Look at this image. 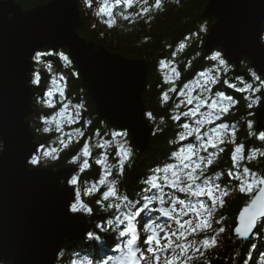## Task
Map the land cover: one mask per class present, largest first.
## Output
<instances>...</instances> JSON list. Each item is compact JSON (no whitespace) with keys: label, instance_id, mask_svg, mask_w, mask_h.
<instances>
[{"label":"trees","instance_id":"16d2710c","mask_svg":"<svg viewBox=\"0 0 264 264\" xmlns=\"http://www.w3.org/2000/svg\"><path fill=\"white\" fill-rule=\"evenodd\" d=\"M13 1L18 3L22 9L31 10L47 4L50 0ZM77 2L80 18L77 33L81 37L101 44L110 52L129 59H143L147 63V82L142 99L145 107L144 117L151 126L148 143L142 150H137L131 143L128 133L127 136H116L117 141H120L121 138L128 141V146L132 148L133 154L126 161L122 173L113 169L108 176V180H118L117 192L119 195H127L133 202L139 201L135 211L143 210L135 220L139 235V248L145 256H150L151 253L147 252V248L151 245L144 242L147 238L148 228H145L144 225H164L163 227L168 228L173 226L176 223L175 219L164 218L160 215L159 210H168L172 206L178 205L174 204L173 197L188 200L185 193L165 185L163 199L149 202L144 199V196H152L156 193V189L144 192L148 185L142 184L140 181L154 174L153 170L163 166L164 162H175L171 158V152L178 150L183 145L195 142V137L192 136L178 144H168L170 139H176L177 134L182 131L180 126L190 122L188 117L182 115L179 120L173 119L174 116L194 106L189 104L185 108L182 103L184 93L187 91L184 85L196 81L192 94L197 95L201 83L197 78L201 73H210L213 77L218 75L219 79L210 88L209 99L202 111L207 110L208 104L216 99V92L231 96L235 104L224 105L227 110L219 119H215L210 124V127H215L220 123L229 125L228 135L231 139L209 145L208 152H202L201 155L206 156L210 152L218 153L216 161L208 165L205 177H213L215 180V174L220 172V179L215 183H219L222 189H226V193H231L228 197L225 196L221 199L222 206L217 202L213 216L216 218L215 221H220V223H216L212 229L201 234L185 237L188 241L201 240L205 236L216 237V229L224 228V231L219 233V245H209L204 248L203 256H197L198 258L193 259L191 264H204L205 261L207 264H244L245 260H248V264H257L260 257L264 255V218L261 219V223L257 224L255 231L248 239L239 240L232 235L239 209L250 199V195L254 194V192L250 194L248 192H232L233 186L238 188L239 185V181L235 177L240 175L245 167L258 176L261 173L264 175V156L250 158V154L257 149L264 150V141L258 139L259 134L263 131H256L254 122V110L264 99V87H261L260 81L253 79L250 71L251 62L246 57L241 59L240 70L245 72L246 77L235 76L234 66L223 56L222 58L227 61L228 71L216 70L218 61L210 60V57L213 52H221V50L215 48L209 53H205L203 50L205 35L214 21L213 18L203 16L207 0H179L178 3L172 2V0H162V9H153L148 14L140 16L133 15L141 12V4L136 0H133L132 7H127L124 3L116 4L115 0H108V5L111 8L110 15H98L102 0H91V6L85 4L83 0H77ZM154 2L155 0H149V5ZM120 13L127 15L129 19H123ZM113 20L115 22L110 27L109 23ZM201 25L206 26V32L201 31ZM181 43L185 44L183 49L179 47ZM39 52L51 54L42 56L39 62L32 58L33 73L30 85L34 90L33 112L27 120L39 148L33 155L38 157L37 163L35 165L28 164L31 168L53 169L74 166L73 175L78 178L77 184L72 185L75 197L79 191L80 202L91 209V212H86L83 209L77 212L87 219V234L80 239L65 240L54 264H71L72 261H76L77 264H85L86 259L91 261V264H97L98 261L100 264H104L105 261L107 264H117L123 254L120 251L122 242L130 238V234L120 237L118 231L108 225V221L119 216L121 210L128 211V209L126 207H122L121 210L107 209L110 202L115 204L116 201L112 198L103 199V193L108 189L106 185H100L99 180L104 176L105 168L101 164H97L96 160L107 156V163L117 164L121 157L117 155L119 149L114 145L107 148L103 146L98 148L96 145L103 144L104 141H112L113 133L122 134L127 131L118 130L106 121L98 119L94 104L81 86L76 66L72 62L70 66H66L59 55L62 52L67 56L65 48L56 51L43 49ZM160 61L167 62L168 66L163 67ZM49 65L51 67H48ZM33 74L40 76L39 83H32ZM166 75L171 77L169 82L165 81ZM260 78L264 80V73ZM53 80L56 81L55 85ZM203 81L206 85L207 77H204ZM245 83L253 85V90L239 91L238 89L242 88ZM231 85H236V87L233 88ZM53 88H62L64 96H61L59 92H54L49 99L48 93ZM170 88H175L176 91H170ZM256 88H259L260 91H255ZM165 93L169 96L167 101L163 100ZM257 96L260 97V103L249 108L250 100L248 98L255 99ZM64 103H68L69 107L63 115L58 116L57 114ZM50 104L51 106H49ZM73 105L76 106L75 109ZM177 105H180L179 109L176 108ZM77 108L79 115H77ZM148 113H151L155 119H149ZM53 117L57 119L54 121ZM161 117L164 119V124L159 123ZM242 117L246 119H241ZM57 121L60 125L59 128L56 127ZM248 121L253 122L252 131L256 133L254 136L248 134ZM45 128H48L49 131H43ZM233 129L234 136L232 135ZM85 143L89 145L87 157L81 154ZM236 145H243L242 155L244 158L239 160V168L235 167L236 162L232 160ZM219 149H223V151L220 152ZM41 151L47 154L43 160L39 159ZM53 155L55 159H53ZM77 155L80 156V159L76 164L67 163ZM85 158L88 160L89 166L81 171L79 164ZM229 170L232 171V175H228ZM248 179L251 181V176ZM93 185H96L94 190ZM141 193L143 196L140 195ZM75 197L71 205L77 202ZM198 199L208 204L206 196ZM145 203L148 204L147 209H144ZM174 214L178 217L181 216L179 213ZM192 214L189 212L186 216ZM123 227L121 225V229ZM89 233L93 234L91 238L88 236ZM96 237H99V240ZM210 243H212L211 240ZM253 244L256 245L255 248L252 247ZM154 264H162V261H154Z\"/></svg>","mask_w":264,"mask_h":264},{"label":"water","instance_id":"95a60500","mask_svg":"<svg viewBox=\"0 0 264 264\" xmlns=\"http://www.w3.org/2000/svg\"><path fill=\"white\" fill-rule=\"evenodd\" d=\"M203 16L214 19L205 35V53L220 49L234 66L235 76L246 77L240 70L242 57L263 75L264 0H207ZM79 24L77 0H50L31 10L13 0H0L1 264H54L65 240L80 239L88 232L86 217L70 210L75 190L68 181L75 167L31 168L28 164L39 148L27 120L33 112L30 82L35 52L65 48L98 119L127 131L137 150L146 146L151 134L142 99L146 61L126 58L86 40L77 33ZM262 105L264 99L254 110V122L255 130L264 132ZM259 176L264 178L262 173ZM245 206L239 209L232 229L239 240H246L235 233Z\"/></svg>","mask_w":264,"mask_h":264},{"label":"snow or ice","instance_id":"6c2138e0","mask_svg":"<svg viewBox=\"0 0 264 264\" xmlns=\"http://www.w3.org/2000/svg\"><path fill=\"white\" fill-rule=\"evenodd\" d=\"M136 2L141 4V12L134 13L133 14L134 16H140L141 14L146 15L149 12H151L153 9H162V0H155V2L151 5H149V0H136ZM115 3L116 4L124 3L127 7L133 6V0H115ZM89 6H91V3L89 4ZM99 14H107V15L111 14V8L108 5V0H102V6L99 8V11H98V15ZM120 15L122 16L123 19H126V20L129 19V17L127 15H124L123 13H120ZM114 22L115 21L113 20L111 23H109V26L111 27L112 23H114ZM179 47L181 49H183L185 47V44L181 43ZM45 55H49V54L37 52L36 56L33 57V59L39 62L41 60V57L45 56ZM59 55L62 59H65V60L69 59L67 56H64L63 53H59ZM210 60L218 61L221 65L224 64V59L221 57L220 52L214 53L210 57ZM160 64L163 67L168 66L167 62H165V61H160ZM177 75H178V73H177ZM208 75H209L208 73H201L200 74L201 78L207 77ZM251 75H252L254 80L260 81L261 87H264V80H261L260 76H258L256 72H252ZM170 80H171V77L166 75L165 81L169 82ZM39 82H40V76L38 74H33L32 83L37 84ZM212 82L215 83V80H213ZM207 83H208V80H207ZM53 84L54 85L56 84L55 80H53ZM186 86H187V84L184 85L185 88H186ZM231 87L235 88L236 85H231ZM238 90L239 91L253 90V85L245 83L244 86ZM54 91H58L61 96H64V91L62 88H54L53 91H50L48 93V96L51 97L53 95ZM170 91H176V89L170 88ZM255 91H260V89L256 88ZM215 97H216V99L212 100V102L210 104L213 106L214 111L217 113V119H219V117L221 115H223L224 112L227 110L224 107V105H233V104H235V101L232 99L231 96H225L221 92H216ZM257 97H259V96H257ZM257 97L255 99H253L252 97L248 98L250 100V103L248 104L249 108H251L253 105H255L257 103H260V99H257ZM168 99H169V96L167 93H165L163 96V100L167 101ZM49 106H51V104ZM68 107H69L68 103H64L63 107L60 109V112L57 115L58 116L63 115L66 112V110L68 109ZM79 107H82V106H79ZM261 108H264V105H262ZM77 115H79L78 108H77ZM147 115H148L149 119L153 118L151 113H148ZM176 118L178 120L180 119L179 117H176ZM52 119L56 120L57 118L53 117ZM218 126H220V128H223V129H230V126L227 124H224V123H220ZM262 126H264V125H262ZM77 131H79V130H77ZM120 135L125 136L126 134L125 133H122V134L121 133H113V137L120 136ZM232 135L233 136L235 135L234 129L232 130ZM259 139L261 141H264V132H261L259 134ZM105 142H107V141H104L103 144L98 143L96 145V147H98V148L102 147V146L105 147ZM116 147L119 149L118 152L120 153V155H118V156L121 157L117 164L119 166L120 172L122 173L126 161L132 155L128 152L127 148L124 145L118 144ZM237 150L240 151V157H241L240 159H237V155H236ZM242 151H243V145H236L235 146V152L232 155V160L234 162H236L235 163L236 168L240 167L239 160L244 158L242 155ZM81 154L85 157H87L89 155V145L87 143L84 144L83 149L81 150ZM73 157H74L73 164H76L77 161L80 159V156L77 155V156H73ZM250 158H253V153L250 154ZM36 163H37V159L34 158L32 160V164L35 165ZM96 163L101 164V166L105 168V174H106L107 180H108V176L111 174V172H109L108 167H107V165H108L107 159L104 160V159L98 158L96 160ZM211 163H212V161L209 160L208 164H211ZM88 166H89V164H88V160L86 158L82 161V163L79 164L81 171H83ZM232 174H233L232 171L229 170L228 175H232ZM241 174H244L247 177L251 176V181H249V179H247V181L240 179ZM241 174L237 175L235 177V179L239 181L238 187H239L240 191L242 193H244V192L251 193L252 187L255 186L253 184V180L255 179L257 174L254 172H251V170L247 167L242 169ZM220 176L221 175H215V180L213 179V177H205L207 184L211 185L215 189V191H210L208 193V197H209V200L211 201V204L210 205L207 204L206 208L199 209L198 211H192V213L195 214L193 220H185L183 222H181L180 220L175 221L177 224H179V229L183 230V234H182V231H180V230H178L175 233L170 232L165 237V242L161 243L158 232L155 229H153L150 237H147L144 241L145 244H147V245L158 246V247H148L147 248V252L151 253L150 256H145L143 251L138 246L139 235H138L137 230H136L137 225L135 224V220L137 219V217L139 215L142 214V211H143V210H141V212L135 211L137 204L139 202L137 203V202H133V201L129 200L128 196L121 197L117 191H113L112 195L109 196L108 192H109L111 186L109 184L105 183V181L102 180V178H100L99 184L100 185H106L107 189H108L107 191H104L103 199L109 200V198H112L116 201L115 204L111 205V208L121 210L122 207H126L128 209V211H122L121 210L119 216H117L114 220L108 221V225L110 227H113L115 230H117L120 237H125V236L130 234V238H128L122 242V246L120 247V251L125 252V255L122 259L119 260L118 264H145V262L149 259L152 260L153 262L154 261L158 262L159 257L156 255V253L159 252V251H157L158 249L163 251V252L171 251L173 253V255L170 258H165L164 264H176V262L178 260H180L182 262H187V264H191V261L193 259H197L198 257H196L195 255H189L188 253L189 252H192V253L193 252H195V253L200 252V249L202 247H204L205 245H208L210 240L213 243H215V236H212V237L205 236L201 240H195L196 246H193L190 243L192 240L188 241L185 239V236H186L185 229L186 228L189 229V231L187 232V235H193V234H198L201 231H204L205 227L211 228L210 220L207 223V225L205 226L203 224L202 218L205 216L211 217V215L214 213V211L217 207L218 197L214 196L213 194L215 192H220V194H221V191L226 193V189H222L221 185L219 183H215V181H218L220 179ZM259 177H260V183H264V178H262L261 176H259ZM77 181H78L77 176L72 175L71 179L68 181V183H70L71 185H76ZM156 187H158V185L153 184V189H155ZM95 188H96V185H93V190ZM68 191H69V193L71 192L70 189ZM75 199L77 202L73 203L71 205V210L73 213H76L81 209H83L86 212H91V209H89L87 207V205H84L80 202L79 191H77ZM121 200H123V203H121ZM219 204H220V206H222L223 201L219 200ZM108 205H107V207H108ZM147 208H148V204L145 203L144 209H147ZM162 211L164 212V210H162ZM164 215L169 216L168 213H166V212H164ZM261 218H264V215H261L260 217L251 220L247 225V232L242 233L240 231V229L238 227H236L235 233L238 234L239 237L245 239L257 227V224L262 222ZM216 223H220V221H216ZM121 225L124 226L122 229H121ZM144 227L148 228L149 226L147 224H145ZM223 231H224V228H222V227L216 229V235H219V233H222ZM177 237H179L180 239L178 240ZM176 241H180V242L177 243ZM198 245H199V247H198ZM185 246H187V247H185ZM177 249L179 251H177ZM174 250H175V252H174ZM200 255L203 256V253L200 252ZM204 264H207V261H205ZM261 264H264V259H262Z\"/></svg>","mask_w":264,"mask_h":264},{"label":"clouds","instance_id":"9594fccd","mask_svg":"<svg viewBox=\"0 0 264 264\" xmlns=\"http://www.w3.org/2000/svg\"><path fill=\"white\" fill-rule=\"evenodd\" d=\"M85 4H90L91 0H83ZM172 2L178 3L179 0H172ZM201 31H207V28L205 25H201ZM260 41L264 43V20L261 21V33H260ZM39 52V51H37ZM33 57L36 56V53ZM219 51L213 52L216 53ZM62 53V52H61ZM221 53V52H220ZM49 55L51 53H48ZM212 54V55H213ZM64 56H66L63 53ZM199 55V54H197ZM32 57V58H33ZM68 57V56H67ZM222 57V53H221ZM62 59V58H61ZM65 62L66 66L71 65V61L62 59ZM220 66H223L222 68ZM48 67H51L50 65ZM217 71H228V64L227 61L224 59V64L221 65L219 62L217 64ZM251 72H255L254 70H251ZM207 76L208 83L205 85L203 78L198 77L201 81L200 83V91L197 95L192 94L193 86L196 84V81H192L190 84H187L186 88L187 91L184 93V103L185 108L189 104L194 105L187 111H184L183 113H180L173 117L174 120H178L176 117L185 116L188 117L189 123H184L180 127L182 128V131H180L177 134L176 139H170L168 141L169 145H175L178 144L180 141L187 139L188 137H195L194 143H189L186 145L181 146L178 150L171 152V158L174 159L175 162L168 163L164 162L163 166L157 167L153 170L154 174L149 175L146 179H142L140 183L147 184L148 187L144 189V192H151L153 190V184L158 185L156 187V193H154L152 196H144V199H146L149 202L152 201H160L163 199L162 194L164 193V187L167 185L170 188H174L176 191L185 193L188 197V200L185 199H176L173 197L174 204L179 205V209L173 207L172 212H169L167 209H164V212L168 213L169 216L172 215L173 212L179 211V214L186 215L189 212L192 211H198L199 209L206 208L207 203L205 201L199 200V197L206 196L210 191H215V189L208 185L205 178V172L208 171V161L211 160L212 163L216 161L218 153L217 152H210L206 156L201 155L202 152H208V146L212 145L214 143L218 144L221 142V140H228L231 139L228 135L230 129H223L220 128V126L216 127H210V124L217 119V113L214 111L213 106L211 104H208L207 110L202 111V109L205 106L206 101L209 99V90L214 84L212 81L218 80L219 76L213 77L210 73ZM227 83V81H225ZM257 99H260V97H257ZM258 104V103H257ZM256 105V104H255ZM180 105H177L176 108L179 109ZM73 108L75 109L76 106L73 105ZM251 115V114H250ZM152 119H155L154 117ZM241 119H246L245 117H242ZM55 121V120H54ZM160 124H164V119L161 117ZM248 129H249V136H254L256 133L252 131L253 122L248 121ZM56 127H59V122H56ZM203 129V131H201ZM43 131L47 132L49 131L48 128L43 129ZM78 134V133H77ZM125 136H127V132H125ZM259 139V137H258ZM118 144L124 145L128 152L132 155L133 150L130 146H128V141L124 140L123 138L120 139V141H117L115 137L112 141L105 142V147H109L110 145L117 146ZM220 152L223 151V149H219ZM46 153H41L39 156V159H45ZM117 155H120L119 152H117ZM237 159H240V151L237 150ZM256 156H264V150L257 149L253 152V158ZM34 158H38L36 156H33L28 163L32 164V160ZM53 159H55V156L53 155ZM102 159L106 160L107 157L104 156ZM74 157H72L70 160L67 161L68 164H73ZM109 172H112L113 169H116L118 172H120L118 164H111L108 163L107 165ZM215 175H221L220 172H217ZM102 180L105 181V183L109 184L110 190L108 192V195L111 196L113 191H118L117 185L118 180H107L106 174L101 177ZM203 178V179H202ZM240 179L247 181L248 177L244 174L240 175ZM159 181V183H158ZM199 181V182H198ZM253 184L255 185L252 187V192H255L256 195L252 196L250 195V199L246 202V206L243 208V211L239 213V226L238 228L242 233L247 232V225L248 223L260 217L261 215H264V183H260V177L256 175L255 179L253 180ZM240 191L239 187L233 186L232 192ZM227 193H224L221 191V195H224ZM250 194V193H249ZM140 195L143 196V193ZM121 197H125L127 195H120ZM139 201H137L138 203ZM121 203H123V200H121ZM113 203L110 202L107 209L111 208V205ZM134 206V205H133ZM107 209H104L105 211ZM163 212V214H164ZM178 220V219H177ZM162 231L164 229H161ZM182 231L181 229L173 230V233L176 231ZM89 238L93 236L92 233L88 234ZM246 237L245 239H247ZM97 240H99V237H96ZM179 240L180 238L177 237ZM193 246H196V241L193 239L190 242ZM187 247V246H185ZM253 248L256 247L255 244L252 245ZM161 253L163 251L157 250ZM175 252V250H174ZM143 255V254H142ZM193 255H195V252H193ZM239 255V253H237ZM250 258V256H249ZM262 259H264V255H262L257 262V264H261ZM71 264H77L76 261H72ZM85 264H91V261L85 260ZM97 264H100L98 261ZM104 264H107V261L104 262ZM145 264H154L152 260H147ZM162 264H164V261H162ZM244 264H248V260L244 261Z\"/></svg>","mask_w":264,"mask_h":264},{"label":"rangeland","instance_id":"374dc122","mask_svg":"<svg viewBox=\"0 0 264 264\" xmlns=\"http://www.w3.org/2000/svg\"><path fill=\"white\" fill-rule=\"evenodd\" d=\"M95 1V0H94ZM95 3V2H94ZM54 89V88H53ZM53 89H51L50 91H53ZM54 92H58V91H54ZM53 92V93H54ZM49 99H51L50 97H48ZM1 142H0V148H1ZM40 153H42V151L40 152ZM69 185H71L70 183H69ZM72 186V185H71ZM231 193V192H230ZM230 193H228L227 192V194H225V195H221L220 194V192H215L213 195L214 196H216V197H218V201L217 202H219V200H221L223 197H228L229 195H230ZM252 193V192H251ZM206 197H207V201H208V204L210 205L211 204V201L209 200V197H208V195H206ZM173 207H175V208H177V209H179V206L178 205H176V206H172L170 209H168V211L169 212H172V209H173ZM162 210H164V209H161L160 211H159V213L160 214H162L163 215V217H167V218H174L175 219V221L178 219V220H180L181 222H183V221H185V220H193L194 219V213L192 214V215H190V216H186V215H182V216H180V217H178V216H175V214L174 213H179V211H177V212H173L172 213V215L171 216H165L164 214H163V211ZM202 220H203V224L206 226L207 225V223L209 222V220H210V222H211V228H207V227H205V230L204 231H201V232H199L198 234H201V233H203V232H205L206 230H209V229H212L214 226H215V224H216V218L213 216V214L211 215V217H207V216H205V217H203L202 218ZM149 227H148V234H147V237H150V235H151V233H152V231H153V229H155L157 232H158V235H159V238H160V240H161V243H164L165 242V237L167 236V234L168 233H170V232H173V230H177V229H179V224H177V223H175L173 226H171V227H165V228H163V226L164 225H159V227H157V226H153V225H151V224H149L148 225ZM235 226V225H234ZM161 229H164L163 231L161 230ZM189 231V229H185V232H186V236L185 237H187L188 235H187V232ZM177 232V231H176ZM223 235V234H222ZM219 237H220V234L219 235H216V237H215V243H210V244H208V245H205L204 247H202L201 249H200V252H203V250H204V248H206L207 246H209V245H214V246H218L219 245ZM177 243H179L180 241H176ZM153 247H158V246H156V245H152ZM198 247H199V245H198ZM177 251H179L178 249H177ZM200 252H197V253H195V256L197 257V256H199L200 255ZM189 255H193V253L192 252H189L188 253ZM124 255H125V252H123V254L121 255V257H120V259H122L123 257H124ZM156 255L159 257V261H164L165 260V258H170L172 255H173V253L171 252V251H165V252H163V253H161V252H157L156 253ZM119 259V260H120ZM158 261V262H159ZM118 264V263H117ZM176 264H187V262H182V261H180V260H178L177 262H176Z\"/></svg>","mask_w":264,"mask_h":264},{"label":"bare ground","instance_id":"6f19581e","mask_svg":"<svg viewBox=\"0 0 264 264\" xmlns=\"http://www.w3.org/2000/svg\"><path fill=\"white\" fill-rule=\"evenodd\" d=\"M264 44V43H263ZM66 53H67V51H66ZM67 56H68V54H67ZM68 58H69V56H68ZM70 59V58H69ZM71 60V59H70ZM72 62V61H71ZM71 210V209H70ZM71 212H72V210H71Z\"/></svg>","mask_w":264,"mask_h":264}]
</instances>
